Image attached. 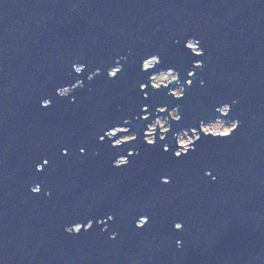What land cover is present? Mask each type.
<instances>
[{"label":"water","instance_id":"water-1","mask_svg":"<svg viewBox=\"0 0 264 264\" xmlns=\"http://www.w3.org/2000/svg\"><path fill=\"white\" fill-rule=\"evenodd\" d=\"M151 54L162 61L144 73ZM76 62L86 65L79 75ZM168 67L193 80L184 97L149 85L144 99L139 84ZM76 80L84 86L71 97L56 94ZM224 103L238 129L201 133L176 158L172 131L216 119ZM143 105L152 118L164 105L182 117L163 142L157 129L153 146L143 141L151 119H136ZM126 118L136 141H99ZM129 148L137 154L113 167ZM141 215L149 223L137 228ZM88 219L91 230L64 231ZM0 264H264V0H0Z\"/></svg>","mask_w":264,"mask_h":264},{"label":"clouds","instance_id":"clouds-1","mask_svg":"<svg viewBox=\"0 0 264 264\" xmlns=\"http://www.w3.org/2000/svg\"><path fill=\"white\" fill-rule=\"evenodd\" d=\"M184 47L195 56H202L204 54L203 49L200 47V41L196 38H188L184 42ZM120 59L118 58L116 60L115 66L110 67L107 70V76L108 78L112 79L116 77V73L120 72L123 69L122 64L120 63ZM161 63L160 57L158 55H149L147 58L143 59L140 64V70L144 73H148L149 71L153 70L155 66ZM197 66L202 67L203 62L201 60H195L193 62V68H197ZM73 71L79 75L83 73L86 69V65L83 63H73L72 64ZM101 70L99 68L95 69L92 72H89L87 75V79L89 81L93 80L95 76L99 75ZM194 71H188L187 77H193ZM192 79H185L183 83L180 79V73L177 72L174 68L168 67L166 70H160L158 72H152L150 76L147 78L146 83H140L139 89L141 92L144 93V99L148 98V93L146 89L151 86L153 90H159L163 86L165 89H168V95H170L173 98L180 99L184 97L185 95V85L190 86ZM175 82L176 87L169 88L170 85H172ZM201 86H203L204 81H200ZM84 86L83 80H76L74 83L70 85H65L63 87H58L56 89V94L61 98H69L71 97L72 92L77 88H82ZM74 97H72V100L74 101ZM50 99H43L41 100L40 104L43 108H48L51 105ZM232 103H236L235 100L232 101ZM231 111V105L228 103H224L222 105H219L215 108V112L219 113V117H217L214 120H210L208 122H205V120H201L199 122V127H190V128H184L176 131H172V124L170 122H179L182 117L179 113L178 108L172 107L168 108L167 105L159 106L155 109V117H153V114L149 111L148 105H143L141 112L142 115L137 116L136 119L143 120V121H149L151 119L150 123H147L146 127L143 129V141L149 145L153 146L156 144V136H157V129H159V140L165 141L167 134L172 131V136L175 140L176 144V150H174L173 155L176 158L181 157L184 154H187L190 149L194 148V144L196 141H199L201 139V133H203L205 136H210L213 138L218 137H229L231 134L234 133L235 130L238 129L240 125V121L238 119H231L226 120L224 117H228L229 113ZM167 115H161L163 113H166ZM124 125L129 126H121L116 125L112 127H108L106 131H104L103 135H100L98 137L100 142H104L105 138L111 141V146L113 148H119L122 145L128 144L130 142H134L138 139V134L136 131L131 130L130 125L131 121L129 119H124L123 121ZM123 133V135H119ZM114 137H118L116 139H113ZM170 145L168 143L163 144V151L168 152L170 151ZM66 151V150H65ZM85 149L81 148L80 152L84 153ZM136 151L134 149L129 148L127 150V155H118L112 162L113 167L120 168L122 166H126L129 163V157L136 155ZM46 160V159H45ZM42 170V165H37V171ZM206 175H211V172H207ZM215 179V177H213ZM161 182L164 184L170 183V178L167 176L161 177ZM30 191L33 194H38L41 191V186L39 184H36L35 186H32L30 188ZM50 193H46L48 195ZM109 220H112L113 217L110 215L108 216ZM96 223H103L102 221H96ZM149 223V217L147 215H141L136 221L135 225L137 228H143L145 224ZM94 221L92 219H88L86 223H73L70 226L66 225L64 228V231L68 234H79L81 233V229L83 228L84 231L91 230L93 228ZM174 229L179 231L182 230L183 224L180 222H176L174 224ZM106 230V229H102ZM117 233L112 232L110 234V239H116ZM176 246L179 248L182 246L181 241H176Z\"/></svg>","mask_w":264,"mask_h":264},{"label":"snow or ice","instance_id":"snow-or-ice-1","mask_svg":"<svg viewBox=\"0 0 264 264\" xmlns=\"http://www.w3.org/2000/svg\"><path fill=\"white\" fill-rule=\"evenodd\" d=\"M151 55H158V56H159V54H151ZM159 57H160V56H159ZM197 57H199V56H197ZM161 61H162V58L160 57V62H161ZM197 68H199V66H197ZM122 70H123V69H122ZM122 70H121L120 72H117V73H116V77L118 76L119 73L122 72ZM194 75H195V73H193V77H194ZM116 77H114V78H116ZM191 83H193V80L191 81ZM65 154H66V152H65ZM129 162H130V161H129ZM48 163H49L48 160H44V161H43V164H44V165H47ZM145 225H146V224H145ZM145 225H144V226H145ZM81 230H83V228H82Z\"/></svg>","mask_w":264,"mask_h":264},{"label":"rangeland","instance_id":"rangeland-1","mask_svg":"<svg viewBox=\"0 0 264 264\" xmlns=\"http://www.w3.org/2000/svg\"><path fill=\"white\" fill-rule=\"evenodd\" d=\"M166 70V69H165ZM158 72V71H157ZM174 87H176V84H174L173 86H171L170 88H174ZM163 115H167V113H163ZM224 119H226V120H228L227 118H224ZM150 123V122H149ZM122 126H124V125H122ZM184 129V128H183ZM159 130V129H158ZM119 135H123V133H121V134H119ZM118 138V137H117Z\"/></svg>","mask_w":264,"mask_h":264}]
</instances>
